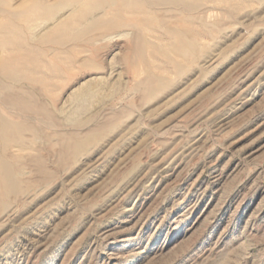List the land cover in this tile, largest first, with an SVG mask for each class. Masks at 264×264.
I'll use <instances>...</instances> for the list:
<instances>
[{
	"label": "rangeland",
	"instance_id": "1",
	"mask_svg": "<svg viewBox=\"0 0 264 264\" xmlns=\"http://www.w3.org/2000/svg\"><path fill=\"white\" fill-rule=\"evenodd\" d=\"M23 2L0 0V27ZM187 2L0 28V117L23 139L0 264H264V0Z\"/></svg>",
	"mask_w": 264,
	"mask_h": 264
},
{
	"label": "bare ground",
	"instance_id": "2",
	"mask_svg": "<svg viewBox=\"0 0 264 264\" xmlns=\"http://www.w3.org/2000/svg\"><path fill=\"white\" fill-rule=\"evenodd\" d=\"M185 1H187V0H57V3L55 5H53L54 4V2H53V4L51 3L53 6L52 7H49L48 6L49 4L48 5L45 4V2H47V1L44 2L42 0H28V2H23V3L24 4H26V3L28 4L29 3V5L25 7L24 5L20 4L21 5L20 7L24 6L25 8L22 7V9H21L19 7L20 9H18V10H20V11H18V12H16L17 10L12 11V9H10V12L6 13L7 16L9 15V18H8V20L6 22H3L2 23V21H1V23H2L1 24V27L3 28V30H5V32H7L6 34H9V36H11V37L12 36H18V35H23L22 33H25V32L31 33L33 30L35 31L37 28H39V29H43V28L47 29V27H42V26L34 25V23L37 22L38 20L46 19V17L48 15H50V14H52L54 17L57 16V15H59V19H60V16H62L63 18H65L67 21H65L64 23H61V24L59 23L57 25L58 27H56V28L59 31L69 32L70 34L71 33L78 32L80 30L89 31V30H91V29H93V28H95V27H97L99 25H102L101 22L104 23V21H106L105 19L108 16H112V18H114V19L116 18L117 19V22L115 21L116 23H114L112 21L115 24L116 27H118L117 26L118 24L121 25V27H122V24L121 23L124 22V21H122L123 20L122 19V15L128 14V15H131L133 17H136V19H138V20H140V18H141V20H143V21L144 20L145 21H148L149 19L155 18V16H157V13H159V11L162 8L165 11L166 10V7H168V6H166L165 9H164V7L161 8V6H165V5H169V6H172V7L173 6H183ZM190 1H192V0H188L189 4H190ZM172 9H174V8H172ZM178 9H179V7H178ZM180 9H181V7H180ZM86 10H92V13L89 14V15H85ZM156 10H158V11H156ZM187 10H189V9H187ZM7 11H9V10H7ZM153 11H155V12H153ZM180 12H183V11H180ZM6 14H5V16H6ZM160 16H162V15H160ZM49 18H51V17L49 16ZM108 19H110V18H107V20ZM141 20H140V22H141ZM158 20L161 22L160 19H158ZM8 21H10V23ZM80 21L81 22L83 21V24L82 25L80 24ZM157 21H154V23L155 22L157 23ZM16 22L19 23L20 25H17ZM125 23H127V22H125ZM143 23H148V22H143ZM105 24H108V23H105ZM131 24H132L131 22H130V24L127 23L128 26L129 25L131 26ZM111 25L113 26V27L112 26L111 27L114 29L115 26L112 23H111ZM151 25H152V23H151ZM123 26H125V25H123ZM140 26H141V24H140ZM111 27L109 29H112ZM98 29H100V28H98ZM33 33H31V34H33ZM34 34L31 35V36L35 37ZM69 37H70V35H69ZM53 41H55V40H53ZM4 52L7 53V51H4ZM1 54H3V53H1ZM0 57H1V55H0ZM0 61H2V58H0ZM151 76H153V75H151ZM150 82H152V80ZM87 86L88 85H86V87ZM151 86H152V84H151ZM153 86H154V88L157 87V89H160L163 85L158 80V82L157 81L154 82ZM0 88H1V83H0ZM89 90H90V88H89ZM152 91L153 90H151V92ZM144 92H146V91H144ZM152 94H154V93H152ZM93 98H94V96H93ZM8 99H10V100L12 99L18 105H19V102L21 101V99H19V97H16V96L14 98L8 97ZM83 104L85 105V102ZM79 109H81V108H79ZM9 121H11V120H9ZM21 130H22V128L19 127L17 123L16 124H14V123L12 124L10 122L8 123L7 120H5L2 117H0V146L4 150V153L2 152L3 155H0V210H2V212H3L4 206L7 207L6 204H5V200L8 199V198H14V197H16V195L20 191H22V189L20 188V185H22V184H19V180H18L19 173L17 172V170L15 171V170L12 169L11 163H10L11 160L14 159V157L11 155L12 152L11 153L9 152V150H11V148L13 149L14 147L15 148L16 147L17 148L20 147V146H18V143L21 145V142L20 141H22L23 139L22 140L21 139L19 140L18 138H22V137H20L18 135L20 134V132L22 133ZM75 139H76L75 140V145L73 146V149L72 150H73L74 153H77V152H79V151L82 150V143L81 142H83V141H79L80 139L77 140V138H75ZM84 140H86V139H84ZM23 143H24V141H23ZM84 143H86V142H84ZM2 148H1L0 151H2ZM17 148L15 150H17ZM18 150L20 151L22 149H19L18 148ZM70 150H71V148H70ZM13 152H14V150H13ZM71 155H72V153H71ZM20 158H21V156H20ZM16 160H17V158L15 159L14 163H16ZM14 169H15V167H14ZM22 192H20V194Z\"/></svg>",
	"mask_w": 264,
	"mask_h": 264
}]
</instances>
